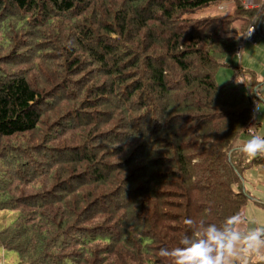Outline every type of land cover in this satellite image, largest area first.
Masks as SVG:
<instances>
[{
	"label": "trees",
	"instance_id": "1",
	"mask_svg": "<svg viewBox=\"0 0 264 264\" xmlns=\"http://www.w3.org/2000/svg\"><path fill=\"white\" fill-rule=\"evenodd\" d=\"M222 1L228 17L185 18ZM263 19L239 0H0V211L17 213L0 250L170 264L159 249L186 218L243 214V173L264 155L234 144L259 83L243 72L249 97L214 72L243 37L230 26Z\"/></svg>",
	"mask_w": 264,
	"mask_h": 264
},
{
	"label": "clouds",
	"instance_id": "2",
	"mask_svg": "<svg viewBox=\"0 0 264 264\" xmlns=\"http://www.w3.org/2000/svg\"><path fill=\"white\" fill-rule=\"evenodd\" d=\"M248 157L264 155V136L253 134L238 145ZM187 231L174 247H162L158 255L170 264H252L264 262V224L235 212L219 223L186 218Z\"/></svg>",
	"mask_w": 264,
	"mask_h": 264
},
{
	"label": "rangeland",
	"instance_id": "3",
	"mask_svg": "<svg viewBox=\"0 0 264 264\" xmlns=\"http://www.w3.org/2000/svg\"><path fill=\"white\" fill-rule=\"evenodd\" d=\"M263 1V0H259ZM246 4V3H245ZM219 4H213L211 7L209 6L207 9H201L196 11L193 15L190 16H185V18H199V17H206V16H215V12L218 10L216 7ZM258 8V7H257ZM252 9V8H249ZM220 16L228 17L230 15H227L228 10H222L219 8ZM225 14V15H224ZM247 22L244 23L243 21H236L234 22L231 26L230 29L228 30L227 35L225 38H233L235 40L239 39L240 36L246 32L248 29ZM247 26V27H246ZM259 34L256 35V46L252 47L249 44H246L243 48V52L241 53L240 58H236L232 56L228 60V63L231 64L233 67H241L242 69H250L255 71V73H259L260 77H264V19L260 22L259 24V29H258ZM257 34V33H256ZM242 35V36H243ZM6 47V46H4ZM216 73L215 76V81L216 83L219 84H230V80L232 78V72L231 69H227L225 67H219L218 69L215 70L214 74ZM264 87V86H263ZM260 99L263 100L264 98V88L260 90ZM259 103V102H258ZM264 108V100L259 103V115L263 113ZM12 141V140H11ZM10 141V142H11ZM21 140H19L20 142ZM17 142H12V143H4L1 146V152L7 150V145H16ZM9 148V147H8ZM8 169V167H7ZM247 173H244L243 176L245 180H248ZM263 196V195H261ZM246 216L251 217L252 215L247 214ZM17 217V213L13 211H0V229L7 226L9 223H11L15 218ZM256 261V260H255ZM18 262V256L14 252H7L4 250H0V264H17Z\"/></svg>",
	"mask_w": 264,
	"mask_h": 264
},
{
	"label": "crops",
	"instance_id": "4",
	"mask_svg": "<svg viewBox=\"0 0 264 264\" xmlns=\"http://www.w3.org/2000/svg\"><path fill=\"white\" fill-rule=\"evenodd\" d=\"M239 1L241 2L243 7L252 8V9H256L261 4L264 3V0L263 1L239 0ZM215 4H219V5L216 7V9L218 11L215 12L216 14H214V15H220L219 8H221L222 10H225V9L228 10L229 9V11L227 12V15H231L234 11V3L231 1H222V2H217ZM210 7H211V5H210ZM207 8H205V9H207ZM256 21L257 20H255V22H253V23L256 24ZM258 29H259V27H258ZM258 29H256V33H257L256 35L259 34ZM255 41H256V36H255ZM241 42H242V39H241ZM252 47H255V46H252ZM232 56H234V54ZM232 56H229L224 61V63L227 66H229L228 68L227 67H225V68L231 69V72H232V78L230 80V84H225V85L219 84V83L218 84L221 86H224V87H232L235 85H239V86H241V91H243V92L245 91V93L247 95H248V93H250V95H248V96L251 97V91L248 89L247 82H246L245 77L243 75L244 71L251 72L255 76L256 80L259 83V85H258L259 88L257 89V100L256 99L253 100L252 104L255 101V102H257L258 107H259V103H261V101L264 100V99L261 100L260 95H259L260 90H262L264 88L263 87L264 86V77L263 78H262V76L260 77L259 73H255V71L250 70V69H242L241 67H233L231 64L228 63V60L230 58H232ZM215 76H216V73H215ZM251 107H252V105H251ZM262 110H263V113L260 114V116L258 117V115H259V111H258V114L256 116L255 134L264 136V108ZM250 136L251 135L245 129V133L235 142L234 147L238 148V145L241 144L244 140H246ZM244 173L248 174L247 177L249 180V181L245 180V178L243 176L244 192H246L251 197V200H249V202L245 205L244 210H243V214L245 216L247 214L252 215L251 217L246 216L250 221L259 222V223L264 224V166L248 169ZM261 195H263V196H261ZM258 262H262V261L253 260L252 264H255ZM262 263H264V262H262Z\"/></svg>",
	"mask_w": 264,
	"mask_h": 264
},
{
	"label": "built area",
	"instance_id": "5",
	"mask_svg": "<svg viewBox=\"0 0 264 264\" xmlns=\"http://www.w3.org/2000/svg\"><path fill=\"white\" fill-rule=\"evenodd\" d=\"M255 36H256V25L255 23H250L248 26V29L244 33L242 37V42L235 48L234 50V56L238 59L241 56V53L243 52V47L245 44H249L251 46H256V41H255ZM250 95V93H248ZM259 107L257 102H253L252 107H251V119L247 125L246 131L250 134L253 135L255 134L256 130V116L258 114Z\"/></svg>",
	"mask_w": 264,
	"mask_h": 264
}]
</instances>
